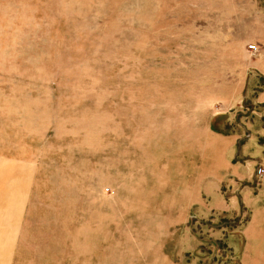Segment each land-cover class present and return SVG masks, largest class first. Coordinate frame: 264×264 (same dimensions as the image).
Segmentation results:
<instances>
[{"label": "rangeland", "instance_id": "1", "mask_svg": "<svg viewBox=\"0 0 264 264\" xmlns=\"http://www.w3.org/2000/svg\"><path fill=\"white\" fill-rule=\"evenodd\" d=\"M263 56L264 0H0V264H242Z\"/></svg>", "mask_w": 264, "mask_h": 264}, {"label": "crops", "instance_id": "2", "mask_svg": "<svg viewBox=\"0 0 264 264\" xmlns=\"http://www.w3.org/2000/svg\"><path fill=\"white\" fill-rule=\"evenodd\" d=\"M257 76L262 77L264 79V56L262 59L250 64L247 67V74H246V78H245L246 85L250 86L251 82L253 81L252 82L253 90L255 88L254 84H255V78ZM254 93H255L254 94V100H255L254 105L262 107V109L264 110V86L262 88H260V90L259 89L256 90ZM236 142L237 141H235V143ZM235 143H231V145L225 151V154H227L228 156L229 155H231V156L236 155L233 152L234 148L232 147V145L234 146ZM230 151H231V153H230ZM252 223H253V220L248 224V226L245 229V232L249 229V227L252 225ZM244 237H245V246L241 252L242 264H249L250 261H252V260H253V263L260 264L259 260L261 262L264 261V236L263 237H257L255 239H253V238L247 237L244 234ZM180 245L182 248L187 246L184 243V241L181 242ZM164 262H166V264H174L175 263L172 257L171 258H169V257L165 258Z\"/></svg>", "mask_w": 264, "mask_h": 264}, {"label": "built area", "instance_id": "3", "mask_svg": "<svg viewBox=\"0 0 264 264\" xmlns=\"http://www.w3.org/2000/svg\"><path fill=\"white\" fill-rule=\"evenodd\" d=\"M249 50L253 54H257L258 53V47L256 45H250L249 46ZM257 176H258L259 179H263V177H264V169L263 168H259L258 169Z\"/></svg>", "mask_w": 264, "mask_h": 264}]
</instances>
